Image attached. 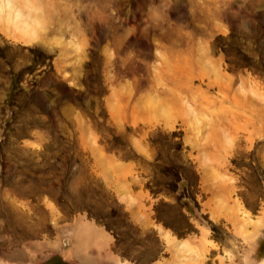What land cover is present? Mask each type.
I'll return each instance as SVG.
<instances>
[{
	"label": "rangeland",
	"instance_id": "374dc122",
	"mask_svg": "<svg viewBox=\"0 0 264 264\" xmlns=\"http://www.w3.org/2000/svg\"><path fill=\"white\" fill-rule=\"evenodd\" d=\"M80 220L264 264V0H0V264H80Z\"/></svg>",
	"mask_w": 264,
	"mask_h": 264
},
{
	"label": "crops",
	"instance_id": "0c3cea01",
	"mask_svg": "<svg viewBox=\"0 0 264 264\" xmlns=\"http://www.w3.org/2000/svg\"><path fill=\"white\" fill-rule=\"evenodd\" d=\"M70 258L80 264H111V239L101 227L88 220H80L72 227Z\"/></svg>",
	"mask_w": 264,
	"mask_h": 264
},
{
	"label": "trees",
	"instance_id": "16d2710c",
	"mask_svg": "<svg viewBox=\"0 0 264 264\" xmlns=\"http://www.w3.org/2000/svg\"><path fill=\"white\" fill-rule=\"evenodd\" d=\"M181 201H182V200H181ZM182 204L187 205V202L183 200V201H182Z\"/></svg>",
	"mask_w": 264,
	"mask_h": 264
}]
</instances>
